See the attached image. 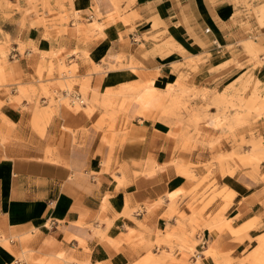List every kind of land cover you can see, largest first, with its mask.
Segmentation results:
<instances>
[{
  "label": "crops",
  "instance_id": "obj_1",
  "mask_svg": "<svg viewBox=\"0 0 264 264\" xmlns=\"http://www.w3.org/2000/svg\"><path fill=\"white\" fill-rule=\"evenodd\" d=\"M108 1L72 0L78 18L52 38L27 0L0 2L9 89L0 93V264H141L148 254L159 264H261L253 252L264 239V147L258 169L218 164L214 153H230L233 143L209 116L215 97L239 78L264 89V53L254 66L239 47L249 36L231 0H118L125 13L112 21ZM95 5L101 30L91 27ZM154 19L164 33L156 42ZM50 51L76 66L77 84L70 93L52 86L56 106L46 125L36 124L48 100L33 81ZM189 56L201 57L195 72L172 69ZM143 89L150 94L140 101ZM106 92L109 106L95 98ZM250 129L264 139V115L234 133L247 140ZM200 182L229 199L192 202ZM192 240L194 252L183 256L179 248Z\"/></svg>",
  "mask_w": 264,
  "mask_h": 264
},
{
  "label": "rangeland",
  "instance_id": "obj_2",
  "mask_svg": "<svg viewBox=\"0 0 264 264\" xmlns=\"http://www.w3.org/2000/svg\"><path fill=\"white\" fill-rule=\"evenodd\" d=\"M5 1L6 6H10L7 0ZM236 7V12L234 17L241 21L236 24H239L243 30H245L249 36L246 41H243L239 44V47L244 51L249 57L250 62H254V66L261 63L258 59V56L261 53H264V48H261V42H264V37L260 35V32H255L253 28V24L258 28L264 30V15H259L261 10H264V0H231ZM72 0H27L28 5L33 10L34 15H38V10L41 11L40 18L42 22H44L45 27H51V31L46 34V38H52V32L55 30L58 35L67 30V25L72 18L76 20L79 16L77 14V9L75 10L72 5ZM108 3L113 6V13L108 15V20L112 21L114 18H122V15L125 13V10H120L118 6V0H109ZM70 4L69 10L65 8V5ZM18 11H21L17 6ZM95 12V17L93 20L92 28L97 30H101V27L97 25V18L100 16L98 13L99 6L95 5L93 7ZM71 11V13H69ZM47 15L45 17L44 15ZM123 20V19H121ZM161 22L158 19H154L152 22V29L157 30V36H153L152 40L154 42L158 41L160 37L164 35V33H159V27L161 26ZM51 33V34H50ZM49 36V37H48ZM164 46L173 47V44H166ZM0 54L2 57H5L6 53L4 50L0 48ZM43 57L48 59V63L39 67L36 78L33 81L39 87V96L44 97L48 100V107L44 110L39 111L34 115V122L36 124H44L46 125L49 121L50 115L52 113V107L56 106V103L53 100L55 95L53 90L54 85L62 91H67L68 93L73 91V86L77 84L76 76L77 69L75 65L67 66L64 64L63 60L60 56L57 55L56 51H50L47 54H44ZM58 60V64L55 65L54 61ZM201 61L200 56H189L183 60L181 64H173L172 69L175 71L188 69L189 71L195 72L197 64ZM131 68V67H130ZM179 79L177 84L183 79L182 74L179 75ZM57 79V81H55ZM242 78H239L231 85H226L220 92V94L215 97L216 103H212L216 107V114L214 116H209L210 123L213 124L215 128L224 129L226 133L221 137L228 140L231 138L232 147L230 153H226L225 151H219L214 153V158L218 164H222L225 160H232L234 162L240 163L241 166H251L253 165L254 169H258L257 165L259 164L262 157L260 156V150L264 147V139H261L256 133L250 129L247 133L248 139H245L244 134L241 136H237L234 133V130L238 127L243 126L248 123L249 120L255 121L264 115V89L260 86V83L257 81H253L252 78L248 79L245 85H243ZM237 84V85H236ZM24 90V89H21ZM31 90L35 92V89L31 87ZM5 92L9 93V89L7 88V83L4 80L3 67L0 63V93ZM82 95V101L87 104L86 93L81 89L80 91ZM211 93V92H210ZM150 94L148 89H143L140 93L136 95V99L143 100L148 97ZM209 94L208 91H204V97L207 98ZM99 96L100 105H110L112 93L106 92L102 95H95V98ZM195 96V94H194ZM65 106L73 111H77L81 109L79 103L74 102L73 105H70V99H66L62 102ZM93 103H98L96 99H93ZM38 105V103H37ZM123 105L121 104L118 109L122 110ZM109 109H112L109 108ZM209 107L205 108V116L208 117ZM99 127L107 126L109 131L114 130L113 122L109 125L106 123L99 122L97 124ZM218 140H221L220 138ZM102 142H105V139H102ZM114 141L111 140L109 145V153L111 154L112 146ZM250 148V151H246L244 148ZM237 149V150H236ZM46 154H49L48 150ZM203 182H200L192 189L194 191L193 195L197 193V189L203 187L201 191L193 197L192 202L196 200L202 204V207H206L212 200L217 197H222L223 192H218L217 187L214 183H208L205 186H202ZM228 196L225 195L222 198L224 200H228ZM228 204V203H227ZM226 204V205H227ZM195 235V232H192L191 237ZM160 244L159 242L157 243ZM197 244L194 240L190 241L188 245L182 246L179 248L180 252L183 256H191L194 252V247ZM253 260L257 263H264V239L258 242L257 249L253 252ZM162 256H165L164 252H161ZM169 257V256H167ZM173 262H176L174 258H171ZM161 258L154 256L152 254H148L141 262V264H159ZM161 263H163L161 261Z\"/></svg>",
  "mask_w": 264,
  "mask_h": 264
},
{
  "label": "built area",
  "instance_id": "obj_3",
  "mask_svg": "<svg viewBox=\"0 0 264 264\" xmlns=\"http://www.w3.org/2000/svg\"><path fill=\"white\" fill-rule=\"evenodd\" d=\"M204 32L207 34V33L210 32V30H209V29H205ZM211 43H212V45H213L216 49H219V48H220V46L217 44V42H216L215 40H212ZM72 102H78V103L80 104V102L77 101V100H72ZM200 246H201V247L204 246V242H203V240H200ZM18 264H20V262H18Z\"/></svg>",
  "mask_w": 264,
  "mask_h": 264
},
{
  "label": "bare ground",
  "instance_id": "obj_4",
  "mask_svg": "<svg viewBox=\"0 0 264 264\" xmlns=\"http://www.w3.org/2000/svg\"><path fill=\"white\" fill-rule=\"evenodd\" d=\"M259 15H264V10H261V12H259ZM72 97V96H71ZM75 97V96H74ZM79 98V97H78ZM74 99V98H73ZM74 102H72L71 104H73ZM82 104V103H81ZM203 249V248H202Z\"/></svg>",
  "mask_w": 264,
  "mask_h": 264
}]
</instances>
